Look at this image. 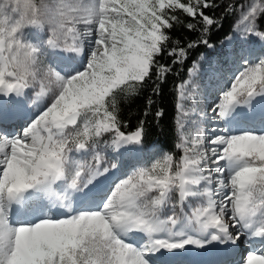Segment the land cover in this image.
<instances>
[{
	"label": "snow or ice",
	"instance_id": "snow-or-ice-1",
	"mask_svg": "<svg viewBox=\"0 0 264 264\" xmlns=\"http://www.w3.org/2000/svg\"><path fill=\"white\" fill-rule=\"evenodd\" d=\"M228 18L145 152L159 85ZM0 264H264V0H0Z\"/></svg>",
	"mask_w": 264,
	"mask_h": 264
},
{
	"label": "trees",
	"instance_id": "trees-1",
	"mask_svg": "<svg viewBox=\"0 0 264 264\" xmlns=\"http://www.w3.org/2000/svg\"><path fill=\"white\" fill-rule=\"evenodd\" d=\"M219 2V0H218ZM223 7L218 8L214 11L207 10L208 14H214L219 16L222 12ZM182 16V13H177ZM186 19V18H185ZM233 18H228L223 21V26L219 29L213 28L210 36V43L215 45L217 48L222 40L225 39L231 32ZM195 32H188L183 26H174L171 30V36L178 38L182 44H186L187 40L196 38ZM187 37V40L185 39ZM201 53L210 54L208 48L201 44L199 47L190 49L188 57L185 62L181 64L172 65V72L167 75L164 83L159 85L160 94L153 96L155 101L150 108L149 115L146 117L147 132L144 137V149L147 150L151 146L170 150L172 148L173 141V120L176 115V109L174 102L176 99V92L174 86L177 83L184 81L187 78L188 69L193 65L194 61L200 57ZM172 57H168L166 54L160 57L162 63L171 64ZM153 83L148 82L143 91L131 99L129 103L123 105L121 113L122 119L128 121V128L126 131L135 129L138 122L143 117L144 110L147 106L148 97L152 94ZM158 109L163 110V116L156 122L155 113Z\"/></svg>",
	"mask_w": 264,
	"mask_h": 264
},
{
	"label": "rangeland",
	"instance_id": "rangeland-1",
	"mask_svg": "<svg viewBox=\"0 0 264 264\" xmlns=\"http://www.w3.org/2000/svg\"><path fill=\"white\" fill-rule=\"evenodd\" d=\"M250 39H255V38H250ZM239 47H240V43H239V41H237L236 48H239ZM208 51L210 52V54H205L204 55L206 57V60L205 61H200V67L203 70V72L205 73V75H203V77L201 79V84L202 85H206L208 83L207 73H208L210 67L212 66L211 62L219 61V62L223 63V57H224L227 49L223 48L221 46V44H220L217 48H214V49H209L208 48ZM225 69L227 70V66L226 65H225ZM148 149L145 150V152H148ZM244 253H246V251Z\"/></svg>",
	"mask_w": 264,
	"mask_h": 264
},
{
	"label": "bare ground",
	"instance_id": "bare-ground-1",
	"mask_svg": "<svg viewBox=\"0 0 264 264\" xmlns=\"http://www.w3.org/2000/svg\"><path fill=\"white\" fill-rule=\"evenodd\" d=\"M241 245H242V248L240 249V251L244 253L246 251V248L243 244H241ZM195 251L199 252L200 250H195ZM205 258H207V257H205Z\"/></svg>",
	"mask_w": 264,
	"mask_h": 264
}]
</instances>
